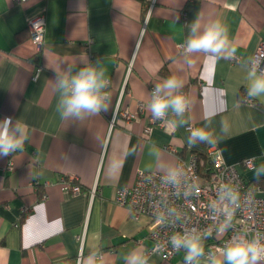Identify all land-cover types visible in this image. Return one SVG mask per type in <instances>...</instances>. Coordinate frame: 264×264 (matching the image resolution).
I'll list each match as a JSON object with an SVG mask.
<instances>
[{
  "label": "crops",
  "instance_id": "obj_1",
  "mask_svg": "<svg viewBox=\"0 0 264 264\" xmlns=\"http://www.w3.org/2000/svg\"><path fill=\"white\" fill-rule=\"evenodd\" d=\"M143 3L0 0V120L19 118L29 135L23 151L0 158V264H75L78 254L95 248L103 250L106 264H124L130 249L151 246L149 217H134L113 201L114 192L132 185L138 169L164 173L179 156L203 154L210 145L190 146L189 126L211 131L221 157L247 181L256 178L254 168L264 163V97L246 100L243 65L264 43V0ZM40 13L45 34L37 53L27 23ZM196 17L228 27L234 58L185 56L179 45ZM83 54L104 69L111 108L81 121L64 120L56 110L58 93L48 65L67 67ZM37 63L42 69L33 80ZM171 75L183 81L182 92L191 102L188 123L176 127L165 120L145 133L151 114L146 106L139 110V103L146 105L150 86ZM124 110L135 117L126 119ZM248 158L251 168L242 164ZM64 176L74 177L81 191L65 189ZM183 258L180 251L170 260L153 254L149 261L184 264ZM200 264H207L206 257Z\"/></svg>",
  "mask_w": 264,
  "mask_h": 264
},
{
  "label": "clouds",
  "instance_id": "obj_2",
  "mask_svg": "<svg viewBox=\"0 0 264 264\" xmlns=\"http://www.w3.org/2000/svg\"><path fill=\"white\" fill-rule=\"evenodd\" d=\"M34 25V28H36ZM188 35L182 45L186 57L194 53H203L206 58L232 59L236 48L232 46L229 38V29L220 20L202 23L196 17L187 25ZM49 66L54 72L53 88L58 93L56 110L64 120L81 121L90 116L108 112L111 108V96L106 91L110 81L105 76V71L99 66L88 61L85 54L76 57L72 62H67V67L61 65ZM190 63V61H189ZM78 64L82 67L77 68ZM264 57L249 58L243 67L246 69L247 81L246 97L249 100L264 97ZM75 70V71H74ZM38 78V77H36ZM183 81L171 75L155 84L150 99L146 104L153 120H168L176 127L188 123L185 119L190 108L189 99L183 94ZM175 117L176 119H171ZM223 130L227 131L225 125ZM29 139L28 125L19 118L13 120L6 116L0 120V158L8 157L18 151H23L25 142ZM215 135L205 128L192 129L188 137L190 146L206 143L215 145ZM257 179L264 176V163L254 168ZM187 175L179 165H170L161 177L165 185L173 189L183 188L181 195L188 198L200 192V186L186 185L184 177ZM252 200L248 194L241 198V192L234 182H222L216 199L209 203L210 216L215 227H208L202 232L196 228L188 231L175 232L171 235V247L184 252V264H200L201 258L207 259V264H262L264 262V233L256 231L251 239L245 235L233 236L226 244L217 249V253H205L204 241L213 236L223 235L233 227L238 210L250 206ZM222 216L223 219H219ZM169 217L173 219L170 220ZM174 208H169L165 215L156 214V220L161 224L173 223L179 220ZM154 251V250H153ZM124 264H149L150 255L146 248L136 245L122 257ZM75 264H106L105 254L102 249H90L85 256L78 254Z\"/></svg>",
  "mask_w": 264,
  "mask_h": 264
},
{
  "label": "built area",
  "instance_id": "obj_3",
  "mask_svg": "<svg viewBox=\"0 0 264 264\" xmlns=\"http://www.w3.org/2000/svg\"><path fill=\"white\" fill-rule=\"evenodd\" d=\"M15 1L25 2L27 0ZM37 23L39 24L34 28ZM27 26L30 39L36 52L39 53L44 43V14L40 13L33 16L29 19ZM179 49L183 50L182 45H179ZM260 57H264V43H261L253 56V58ZM261 66L264 67V64ZM41 69V64H35V70L32 75L33 80L37 79L36 77L39 76ZM153 87L154 85L150 86L149 95ZM246 100L250 101L247 98ZM145 106L144 103H139V110L145 109ZM122 115L129 120L135 117V113H130L127 110L122 111ZM115 116L116 113L111 119V124ZM164 123L165 120H153L150 115L144 131L149 133L152 126L162 127ZM192 129L194 128L189 126L190 132ZM203 157L206 161L197 152H191L188 157H178L176 165H179L187 173L184 177L186 185L191 186L194 182L200 186V192L188 198H184L181 195L183 188L173 189L165 185L161 180L164 173L156 170L138 169L132 185L115 189L113 201L116 204L126 207L134 217L139 215H147L149 217L147 235L152 241V245L146 247V249H148L150 257L153 254H157L163 260H170L178 252L183 251L174 250L169 243L171 235L175 232L188 231L192 228L202 232L210 226L215 227V223L218 221H213L211 218L209 203L216 199L220 186L225 181L234 182L241 192L242 200L244 199V194H248L252 203L250 206H244L238 210L233 227L228 232L217 236L215 231H213V236L204 241L209 243L210 247L209 250L205 251L206 256L208 252H217V249L223 247L233 236L246 234V238L251 239L256 231L264 233V194L260 192L257 186L247 184L246 180L238 172L236 165L227 163L221 157L216 145L208 146L203 153ZM204 164L207 165L205 171L203 170ZM242 164L247 168H251L253 167V160L251 158L244 159ZM60 180L63 187L70 190L73 194L81 191V187L76 183L74 177L64 176ZM96 190L97 185L94 184L89 190L91 198L95 195ZM169 208H174L176 215L180 219L175 220L173 223L161 225L156 220V214L160 213L163 216ZM169 219L172 220L173 218L169 217ZM219 219H223V217L220 216ZM149 264L153 263L149 261Z\"/></svg>",
  "mask_w": 264,
  "mask_h": 264
},
{
  "label": "trees",
  "instance_id": "obj_4",
  "mask_svg": "<svg viewBox=\"0 0 264 264\" xmlns=\"http://www.w3.org/2000/svg\"><path fill=\"white\" fill-rule=\"evenodd\" d=\"M139 1H141L142 3L144 2V0H139ZM144 4V3H143ZM143 7H144V9H146L145 8V6L143 5ZM146 11V10H145ZM163 72H164V69H163ZM164 73H166V72H164ZM241 99H243V95L241 96ZM199 156H201L205 161H206V159L203 157V154H199ZM204 167H203V170L205 171L206 170V164H204L203 165ZM244 178V177H243ZM245 179V178H244ZM246 180V179H245ZM246 182H247V184H250V185H254V186H259V187H261V188H264V177H261V178H259V179H257V178H255V179H253V180H251V181H247L246 180ZM205 243V242H204Z\"/></svg>",
  "mask_w": 264,
  "mask_h": 264
}]
</instances>
